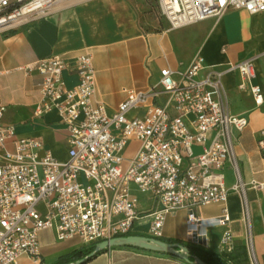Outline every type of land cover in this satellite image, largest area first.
<instances>
[{"label": "built area", "instance_id": "2783aa9c", "mask_svg": "<svg viewBox=\"0 0 264 264\" xmlns=\"http://www.w3.org/2000/svg\"><path fill=\"white\" fill-rule=\"evenodd\" d=\"M75 1L0 0V33ZM156 3L172 28L219 19L230 9L264 12V0ZM66 66L62 56L50 55L19 67L39 74L40 98L34 114L55 110L65 126V160L48 151L39 154L42 143L37 138L16 136L15 127L3 123L5 107L0 105V264H15L21 254L37 255L38 233L44 229H54L59 240L76 236L92 244L132 234L135 223L149 216L148 236L163 240L165 216L179 208L188 209L186 225L201 236V222L193 208L226 201V164L234 172L233 189L241 194L247 214L232 131L245 128L248 120L226 109L222 71L209 69L201 76L204 59L196 54L178 79L165 67L157 83L148 88H124V100L107 114L100 104L91 103L95 86L91 55L75 56L77 81L72 86L63 76ZM234 67L247 82L255 77L251 61ZM248 90L256 105H264L258 84L249 83ZM140 110L141 114L129 115ZM259 133L258 144L264 148V128ZM131 139L139 145L125 156ZM194 146L200 150L195 152ZM136 192L150 194L154 206L139 211ZM227 221L223 209L211 223ZM221 243L232 249L230 231L223 232ZM246 246L251 264H258L248 221Z\"/></svg>", "mask_w": 264, "mask_h": 264}, {"label": "crops", "instance_id": "0c3cea01", "mask_svg": "<svg viewBox=\"0 0 264 264\" xmlns=\"http://www.w3.org/2000/svg\"><path fill=\"white\" fill-rule=\"evenodd\" d=\"M251 19L264 22V12L250 14L243 9H230L219 19L187 25L189 35L184 36L180 29L186 25L170 27L159 14L157 3L153 11L147 0H77L57 5L47 15L30 18L0 33V105L5 107L2 121L13 125L18 137L39 139L42 143L39 154L48 151L56 159L65 160L68 148L65 126L55 110L34 114L35 103L40 98L39 74L20 66L31 65L38 58L60 55L67 63L63 72L65 82L72 86L77 81L75 56L89 53L95 73L91 103L100 104L107 114H112L125 98L124 88H148L157 83L159 72L165 67L178 79L193 57L200 54L205 64L200 75L209 69L222 71L226 109L231 115L248 120L245 128L232 131L247 214L241 194L233 189L234 172L226 164L223 169L229 190L226 201L193 208L203 235L188 229V209L179 208L165 216L163 240L185 245L207 264H251L246 246L248 221L256 260L264 264V148L258 144L259 131L264 128V105H256L248 90V84L255 83L264 92V34H250ZM253 30L257 33L259 28ZM244 60L251 61L254 68L255 77L250 82L234 67ZM138 113L142 110L129 115ZM136 144L137 140L131 139L125 151ZM199 150L194 146L195 152ZM135 196L139 211L146 212L154 206L150 194L136 192ZM223 209L227 223H211L222 215ZM150 221L147 216L135 223L132 234L148 236ZM227 230L232 235L231 250L221 243ZM88 245L76 236L59 240L54 229H44L38 233L37 255L21 254L15 264H59L68 253ZM81 264L188 263L166 253L112 246Z\"/></svg>", "mask_w": 264, "mask_h": 264}, {"label": "water", "instance_id": "95a60500", "mask_svg": "<svg viewBox=\"0 0 264 264\" xmlns=\"http://www.w3.org/2000/svg\"><path fill=\"white\" fill-rule=\"evenodd\" d=\"M112 246H129L143 250L166 253L175 256L177 258H180L181 260L187 262L188 264H207L199 256L191 254L189 249L185 245H182L177 242L160 240L140 234L116 236L99 241L94 244L92 251L88 253L86 256L65 264H81L87 259L97 254L98 252H101Z\"/></svg>", "mask_w": 264, "mask_h": 264}, {"label": "rangeland", "instance_id": "374dc122", "mask_svg": "<svg viewBox=\"0 0 264 264\" xmlns=\"http://www.w3.org/2000/svg\"><path fill=\"white\" fill-rule=\"evenodd\" d=\"M147 2H148V4H150L151 10L155 11L156 0H147ZM227 25H228V23H226V27H227ZM253 27H258L259 31L257 33H255V31L253 30ZM189 28L190 27L186 25V27H183L182 29H180L181 32L184 34V36L189 35L188 31H187V30H189ZM248 30L252 36H256V34H264V22L254 21L253 19H251V21L248 24ZM258 47H260V46L258 45ZM138 145H139V142L137 141L136 146H129L127 151L124 152L125 156L132 155L134 153V151L137 149Z\"/></svg>", "mask_w": 264, "mask_h": 264}, {"label": "trees", "instance_id": "16d2710c", "mask_svg": "<svg viewBox=\"0 0 264 264\" xmlns=\"http://www.w3.org/2000/svg\"><path fill=\"white\" fill-rule=\"evenodd\" d=\"M94 244L95 243H92L84 248L73 250L72 252L68 253L59 264H65L83 258L92 251Z\"/></svg>", "mask_w": 264, "mask_h": 264}]
</instances>
